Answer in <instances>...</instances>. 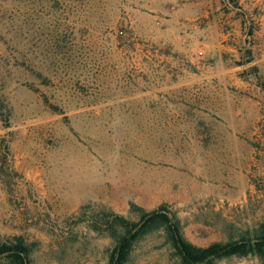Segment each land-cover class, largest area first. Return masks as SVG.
I'll return each mask as SVG.
<instances>
[{
    "label": "rangeland",
    "instance_id": "1",
    "mask_svg": "<svg viewBox=\"0 0 264 264\" xmlns=\"http://www.w3.org/2000/svg\"><path fill=\"white\" fill-rule=\"evenodd\" d=\"M160 207L202 248L264 223V0H0L2 241L107 264L94 224ZM126 264L182 263L157 231Z\"/></svg>",
    "mask_w": 264,
    "mask_h": 264
},
{
    "label": "trees",
    "instance_id": "2",
    "mask_svg": "<svg viewBox=\"0 0 264 264\" xmlns=\"http://www.w3.org/2000/svg\"><path fill=\"white\" fill-rule=\"evenodd\" d=\"M93 227L107 233L114 243L107 264H126L135 243L157 231L168 238L182 264H214L217 260L246 256L264 261V223L251 236H242L227 243H213L205 248L188 243L182 236L178 222L164 207L150 212L141 211L136 222L111 214ZM27 254L28 249L21 239H15L13 243L2 241L0 237V264H26Z\"/></svg>",
    "mask_w": 264,
    "mask_h": 264
},
{
    "label": "built area",
    "instance_id": "3",
    "mask_svg": "<svg viewBox=\"0 0 264 264\" xmlns=\"http://www.w3.org/2000/svg\"><path fill=\"white\" fill-rule=\"evenodd\" d=\"M121 33V32H120Z\"/></svg>",
    "mask_w": 264,
    "mask_h": 264
}]
</instances>
